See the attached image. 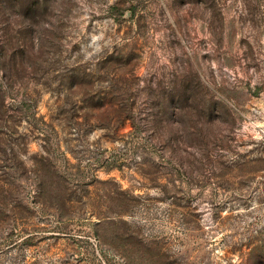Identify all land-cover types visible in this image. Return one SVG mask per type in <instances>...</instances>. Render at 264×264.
I'll list each match as a JSON object with an SVG mask.
<instances>
[{
  "label": "rangeland",
  "instance_id": "rangeland-1",
  "mask_svg": "<svg viewBox=\"0 0 264 264\" xmlns=\"http://www.w3.org/2000/svg\"><path fill=\"white\" fill-rule=\"evenodd\" d=\"M0 264H264V0H0Z\"/></svg>",
  "mask_w": 264,
  "mask_h": 264
}]
</instances>
